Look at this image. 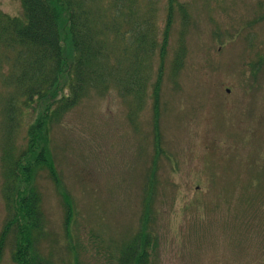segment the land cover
<instances>
[{"label": "rangeland", "instance_id": "obj_1", "mask_svg": "<svg viewBox=\"0 0 264 264\" xmlns=\"http://www.w3.org/2000/svg\"><path fill=\"white\" fill-rule=\"evenodd\" d=\"M181 1L189 20L183 36L180 15L170 27L157 119L150 87L132 121L127 103L110 92L89 95L51 126L57 174L74 213L65 224L55 183L39 174L44 264H119L147 217L155 241L149 264H264V0ZM0 10L21 16L22 2L0 0ZM157 23L163 32L164 2ZM8 71L0 63V126ZM47 100L35 112L22 109L17 151ZM6 215L0 150V233ZM0 264H16L8 248Z\"/></svg>", "mask_w": 264, "mask_h": 264}, {"label": "trees", "instance_id": "obj_2", "mask_svg": "<svg viewBox=\"0 0 264 264\" xmlns=\"http://www.w3.org/2000/svg\"><path fill=\"white\" fill-rule=\"evenodd\" d=\"M21 2V16H10L0 10V63L9 68L2 79L8 91L0 126L7 215L0 233V263L8 248L16 264H44L39 242L44 236L46 218L36 184L39 174L45 173L55 183L65 208V224H69L74 213L72 197L60 185L57 174L50 142L51 126L89 95L103 97L110 92L127 103L132 121L145 106L150 87L157 119L170 27L180 15L183 36L189 16L181 0ZM163 2L167 26L161 32L157 22ZM65 33L72 45L71 63L66 60L62 46L61 34ZM184 55L181 47L175 58V70L182 66ZM44 100L47 104L30 125L25 148L17 151L15 136L22 109L35 112ZM156 133L159 134L157 129ZM151 187L146 184V195ZM147 222L148 217L147 221L142 219L140 229L122 249L119 264H149L155 241ZM75 261L72 264H77Z\"/></svg>", "mask_w": 264, "mask_h": 264}]
</instances>
